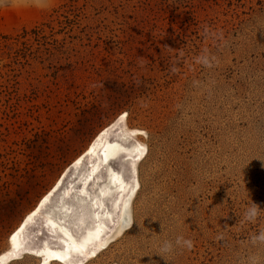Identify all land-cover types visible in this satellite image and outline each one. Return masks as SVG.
I'll return each instance as SVG.
<instances>
[{
    "label": "rangeland",
    "instance_id": "rangeland-1",
    "mask_svg": "<svg viewBox=\"0 0 264 264\" xmlns=\"http://www.w3.org/2000/svg\"><path fill=\"white\" fill-rule=\"evenodd\" d=\"M124 113L147 150L135 171L111 165L138 185L124 231L84 264H264V210L245 217L264 209V0H0V255L61 179L27 247L55 245L43 212L60 204L79 229L74 161ZM178 235L194 246L168 262L160 244Z\"/></svg>",
    "mask_w": 264,
    "mask_h": 264
},
{
    "label": "bare ground",
    "instance_id": "bare-ground-1",
    "mask_svg": "<svg viewBox=\"0 0 264 264\" xmlns=\"http://www.w3.org/2000/svg\"><path fill=\"white\" fill-rule=\"evenodd\" d=\"M140 134H143L142 130L127 125V113L122 114L114 123L103 129L73 164L77 169L84 159H87L88 166L78 177L80 184L77 193L82 200L88 202L84 204L82 214L78 216L79 229H76L75 225L73 227L68 225L63 215L64 210H69L70 206L60 204V213L52 209L43 212L45 227L56 238L55 245L44 241L40 246L27 247L29 225L35 222L51 200L62 184L63 179H61L40 199L36 207L26 215L13 232L9 249L0 255V264H7L11 259L18 258L25 250L40 256L43 264L52 261L84 264L97 256L111 239L120 235L125 229L128 208L138 183L134 176L135 172L134 175L127 177L122 169L111 165V160L117 157L122 160L128 159L131 168L135 171L138 161L143 158L147 150L146 143L139 137ZM112 135L115 137L113 140ZM91 183L94 184L92 186H96L94 191L89 189ZM72 187L74 186L71 183L65 188L63 195H69Z\"/></svg>",
    "mask_w": 264,
    "mask_h": 264
},
{
    "label": "clouds",
    "instance_id": "clouds-1",
    "mask_svg": "<svg viewBox=\"0 0 264 264\" xmlns=\"http://www.w3.org/2000/svg\"><path fill=\"white\" fill-rule=\"evenodd\" d=\"M20 3L22 5H30V6H34V7H47L48 6V0H20ZM207 32V29L205 30ZM205 52H207V50H205ZM215 57H209V55L205 54L202 56L197 57V63H202L204 66L206 67H211L212 66V60H214ZM172 71L175 72L176 68L173 67ZM264 209H261V207L256 204V203H252L246 210H245V217L249 220V221H254L258 215L259 212L262 211ZM162 227V231H163V225L161 224ZM252 242L253 244H256L257 242H261L264 243V231H261L258 235H254L252 237ZM176 246H180L183 248H186L188 250H191L194 246L193 240L189 239V238H185L182 235H178L175 238V241L173 243L172 240H164L161 242L160 244V253H158L162 258H164V260L168 261L166 259V257H164L162 255V253H171L175 250ZM250 264H258V262L256 261V259L254 257H250ZM169 262V261H168ZM150 264H152V262H150Z\"/></svg>",
    "mask_w": 264,
    "mask_h": 264
}]
</instances>
